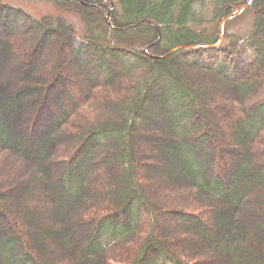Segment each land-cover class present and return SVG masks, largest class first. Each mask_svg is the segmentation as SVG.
<instances>
[{"label":"trees","instance_id":"obj_1","mask_svg":"<svg viewBox=\"0 0 264 264\" xmlns=\"http://www.w3.org/2000/svg\"><path fill=\"white\" fill-rule=\"evenodd\" d=\"M247 1L52 0L83 21L77 39L0 0V176L12 177L0 179V264H264V0L246 8V38L230 21L219 33ZM205 3L210 31L194 26ZM62 60L83 78L61 74ZM201 76L226 88L220 113ZM140 141L178 196L153 191ZM17 184L37 195L38 229L5 201Z\"/></svg>","mask_w":264,"mask_h":264},{"label":"rangeland","instance_id":"obj_2","mask_svg":"<svg viewBox=\"0 0 264 264\" xmlns=\"http://www.w3.org/2000/svg\"><path fill=\"white\" fill-rule=\"evenodd\" d=\"M1 1L4 3V5L10 6V7L16 8V9H20V10L30 14V16H32L35 19H39L43 16L51 17L54 20L59 18V19L63 20L64 22L73 26V28L77 32V39L85 31V25H84L83 21H81L76 16L58 11L55 8V6L53 5L52 0H1ZM251 2H252V0H248L238 11L235 12V13H238L242 9L239 14L235 15L232 18H229L226 21V22L230 21L229 26H228V34L231 35L233 37V39L234 38H241V37L246 38L247 37L246 35H248V33L251 29L252 16L250 15V13H248L246 11V8L248 7V5ZM192 8L197 9V13L200 16V17H198V15H197V17H198V19L199 18L201 19V21L198 24L194 25L195 28L200 29V30H209L210 31L212 25L207 23V20H209L211 17V9L209 8V6H207L206 3L203 5L193 4ZM108 12L109 11L106 12L104 17L106 18V20L109 23L110 21L108 20V18H109ZM233 14H231V15H233ZM225 23L222 25V33L223 34L225 33V26H226ZM137 24L140 25L141 22H139ZM134 27H137V26H134ZM220 27H221V24L219 26V31H220ZM132 28H133V26H129L126 29H132ZM219 44H220V42H217L215 44V47H218ZM197 47H195V48H197ZM200 47L206 48L208 46L200 44ZM185 48L190 49L191 47H185ZM204 55H205L204 56V58H205L206 54H204ZM209 56H211V55H209ZM159 59H161V58H159ZM205 59H207V61H209L208 58H205ZM40 61H41V52H39V49H38L35 51L34 54H32V56L28 60V65L25 64V65L21 66L18 71L23 72L26 68H28L29 65H35V64L37 65V63H39ZM70 66L71 65H69V63L66 60H62V63H61L62 69L60 70L61 74L68 71L71 74L72 80H80L82 76L80 74H78V71H76V70L74 71V69L71 71L70 69H72L73 67H70ZM199 79H200L199 81L201 83L198 82L199 90H197V91L202 95V99H201L202 102H204V104L207 105L208 109H210L216 113H220L218 108L223 109L226 107H224V104L222 103V101L217 102V100L218 99L222 100V98H220V96H223L227 93L226 88L224 86L218 84L217 81H215L214 79H212V81L211 80L209 81L204 76L199 77ZM208 86H210V87H208ZM211 107H213V108H211ZM215 109H217V110L215 111ZM224 112H226V111L221 110V113H224ZM211 116H209V117L212 120V122H214V124L217 122V124L219 126V124L221 125L223 123L224 116H222V115H219V116L216 115L215 117L213 115H211ZM221 127H223V126H221ZM140 142H142V141H140ZM142 144H143V146L141 148L143 149L144 155L146 157L145 156L143 157L140 155V158H141L140 160H141V163L143 164V166L140 169L143 172V175H144V177H146V179L149 176H151L149 179L152 182V184L154 185L153 191L155 193H157L158 197H160L161 195L162 196L173 195L174 197L178 196L179 195L178 190L176 188H174L172 184L170 185L168 182V181L173 182V175L174 174L171 172V169L169 167H166V166L163 167V165L161 166L162 167V169H161L159 166V163H157V165L156 164L150 165L151 161H153V160H156V162H158L156 153L153 150V148L152 149L145 148L144 147L145 144L143 142H142ZM145 151H148V153H145ZM5 178L6 177L4 174L0 176L1 181H4ZM11 179H12V177L7 178L4 183L12 182ZM22 181H26V178L23 177ZM162 181H163V183H162ZM18 186H19V184L14 186V188H12L11 190H8L5 192V194H7V200L5 199V201L7 202L8 207L11 209H14L15 206H17V207L20 206L18 208H21V210H17L16 208L15 209L17 210L16 212H17L18 216L20 218H22L23 221L26 222L25 226H27L29 228L38 229V227H40V225L43 222V215H41V213L32 212V211H36L40 208V206H39L40 204H38V201L35 200L37 195H35V194L33 195L30 193L32 195L31 196L28 192L26 185L24 187L23 186L18 187ZM103 190H104V192H106L105 189H103ZM33 192H34V190H32V193ZM26 195H30L31 198L29 196L26 197ZM108 196H110V195H106V197H108ZM28 198H30V200ZM175 200H173V202L170 203V206L174 205ZM22 201H24V203H22ZM26 211H29V212H26ZM201 213L202 212H200L199 214H201ZM213 213H212V215H213ZM31 215H34V216L32 217ZM161 231L163 233V237L173 239L174 242H176L178 244V245H176V247L178 249L182 248V250L186 251V252H187L186 249H188L189 252H190V250L195 251V249L190 248V246L187 248V245H185V242H182L179 239H177L176 238L177 232H176V234L174 233V231L170 232L169 226H162ZM242 232H243V230H242ZM196 261L197 262H191L189 264H205L207 262L206 260H202V261L196 260Z\"/></svg>","mask_w":264,"mask_h":264},{"label":"water","instance_id":"obj_3","mask_svg":"<svg viewBox=\"0 0 264 264\" xmlns=\"http://www.w3.org/2000/svg\"><path fill=\"white\" fill-rule=\"evenodd\" d=\"M242 10V9H241ZM241 10L238 12V13H234L233 15L229 16L228 18H226L225 20H223V22L221 23V27H220V39H222V36H223V33H222V25L229 19V18H232L234 17L235 15L239 14L241 12ZM139 24H136L134 26H138ZM133 26V27H134Z\"/></svg>","mask_w":264,"mask_h":264}]
</instances>
